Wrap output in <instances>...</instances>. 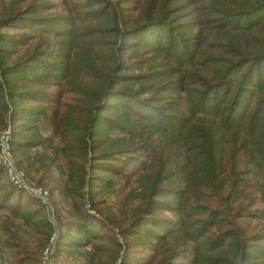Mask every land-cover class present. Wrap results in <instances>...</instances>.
<instances>
[{"label": "trees", "instance_id": "obj_1", "mask_svg": "<svg viewBox=\"0 0 264 264\" xmlns=\"http://www.w3.org/2000/svg\"><path fill=\"white\" fill-rule=\"evenodd\" d=\"M5 128L76 220L0 171L11 264H40L53 233L72 264L92 244L88 264H264V0L1 4Z\"/></svg>", "mask_w": 264, "mask_h": 264}, {"label": "built area", "instance_id": "obj_2", "mask_svg": "<svg viewBox=\"0 0 264 264\" xmlns=\"http://www.w3.org/2000/svg\"><path fill=\"white\" fill-rule=\"evenodd\" d=\"M0 171L10 186L36 197L43 206L47 207L50 205L48 190L31 180L24 171L16 167L13 159L11 131L9 128L0 130ZM86 209L89 214H94V211L88 205ZM56 239L57 234L53 233L49 238L48 245L41 253L40 264H55L52 255ZM88 247L89 245L86 248ZM86 248L85 250H87Z\"/></svg>", "mask_w": 264, "mask_h": 264}, {"label": "rangeland", "instance_id": "obj_3", "mask_svg": "<svg viewBox=\"0 0 264 264\" xmlns=\"http://www.w3.org/2000/svg\"><path fill=\"white\" fill-rule=\"evenodd\" d=\"M11 0H0V5L1 4H8ZM57 1V0H56ZM25 2V1H24ZM43 133H49L48 129L42 130ZM65 187H69V186H65ZM47 189V188H46ZM118 191L115 194H109L108 196H105L104 201H107V204H116V205H120L119 200L122 198V196H124L125 191H121V187L118 185L117 187ZM48 190V189H47ZM119 197V198H117ZM99 197H97L98 199ZM54 199L52 201H50V206L48 207V215L51 218V221L54 223V225L56 224L54 222V219L56 216H60L62 219H64L65 221H67L68 223H75L76 220L74 218L73 212L71 210L70 207V201L68 199V197L63 198V200H56V205L54 206L55 212L57 213V215H53L52 214V203H53ZM9 210H5L4 213H8ZM3 213V212H2ZM95 214V213H94ZM93 214V216H94ZM91 215V214H90ZM97 215V213L95 214V216ZM5 216H9V215H0V230H1V224L3 222V220L6 221V219H4ZM54 218V219H53ZM8 225L11 226L10 224H14L15 227H20V231L22 236L24 237L23 239L29 244V246L31 248H34L33 251L36 249V237L34 236L33 232L28 228V227H24L21 225V221L19 219H15V220H11L10 218L8 219ZM56 228V227H55ZM24 232H26L24 234ZM119 242H122V239L119 235H117ZM0 244H1V233H0ZM93 246L89 245L88 248H86L87 250H85V248H83L81 251L83 253V257L79 258V264H88V259L89 256L93 253ZM1 252V257H0V261L2 262V264H11L10 263V257H8V252L3 251L0 249ZM6 258V259H5ZM54 263L55 264H72L70 259H68L65 255L61 258H54Z\"/></svg>", "mask_w": 264, "mask_h": 264}, {"label": "crops", "instance_id": "obj_4", "mask_svg": "<svg viewBox=\"0 0 264 264\" xmlns=\"http://www.w3.org/2000/svg\"><path fill=\"white\" fill-rule=\"evenodd\" d=\"M6 181V180H5ZM7 182V181H6ZM25 193H27V192H25ZM28 194V193H27ZM32 196V195H31ZM34 197V196H33ZM36 198V197H35ZM40 202V201H39ZM41 204V203H40ZM42 205V204H41ZM43 206V205H42ZM46 207V206H45ZM4 211H5V209H0V215L2 214H4V215H9L10 216V213L8 212V213H4ZM3 212V213H2ZM0 233H1V230H0ZM50 238V237H49ZM48 242H49V240H48ZM48 245V244H47ZM0 249L1 250H3V251H6V252H8V257H10V253H9V251H8V249H7V247H5V246H2L1 244H0ZM29 249L30 250H33L34 248H31L30 246H29ZM43 251V250H42ZM42 251H41V253H42ZM0 257H1V252H0ZM40 257H41V254H40ZM6 259V258H5ZM0 264H2V262L0 261Z\"/></svg>", "mask_w": 264, "mask_h": 264}]
</instances>
